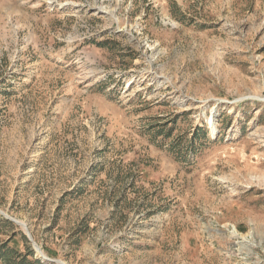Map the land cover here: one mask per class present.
<instances>
[{"label": "rangeland", "instance_id": "obj_1", "mask_svg": "<svg viewBox=\"0 0 264 264\" xmlns=\"http://www.w3.org/2000/svg\"><path fill=\"white\" fill-rule=\"evenodd\" d=\"M5 247L264 264V0H0Z\"/></svg>", "mask_w": 264, "mask_h": 264}, {"label": "trees", "instance_id": "obj_2", "mask_svg": "<svg viewBox=\"0 0 264 264\" xmlns=\"http://www.w3.org/2000/svg\"><path fill=\"white\" fill-rule=\"evenodd\" d=\"M8 223L13 225L11 222ZM7 247H5V251H1L0 253V261H2L3 264H30V261L27 258H23L21 256H17V260L12 258L11 251ZM28 255L33 256L34 252L30 250ZM36 264H40V262H36Z\"/></svg>", "mask_w": 264, "mask_h": 264}, {"label": "water", "instance_id": "obj_3", "mask_svg": "<svg viewBox=\"0 0 264 264\" xmlns=\"http://www.w3.org/2000/svg\"><path fill=\"white\" fill-rule=\"evenodd\" d=\"M24 228H26V226H24L23 224H21ZM28 236L30 241L33 243L34 247L36 248L37 251H40V248L36 245V243L33 241L31 234L28 232Z\"/></svg>", "mask_w": 264, "mask_h": 264}]
</instances>
